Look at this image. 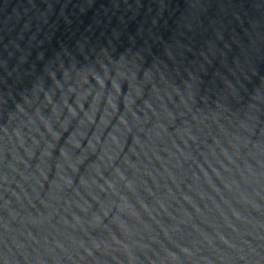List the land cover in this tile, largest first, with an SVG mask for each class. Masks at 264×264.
<instances>
[{"label": "water", "instance_id": "obj_1", "mask_svg": "<svg viewBox=\"0 0 264 264\" xmlns=\"http://www.w3.org/2000/svg\"><path fill=\"white\" fill-rule=\"evenodd\" d=\"M0 264H264V0H0Z\"/></svg>", "mask_w": 264, "mask_h": 264}]
</instances>
